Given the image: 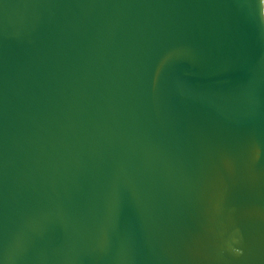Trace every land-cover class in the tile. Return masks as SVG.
Masks as SVG:
<instances>
[{"label": "water", "instance_id": "water-1", "mask_svg": "<svg viewBox=\"0 0 264 264\" xmlns=\"http://www.w3.org/2000/svg\"><path fill=\"white\" fill-rule=\"evenodd\" d=\"M0 264H264V0H0Z\"/></svg>", "mask_w": 264, "mask_h": 264}]
</instances>
